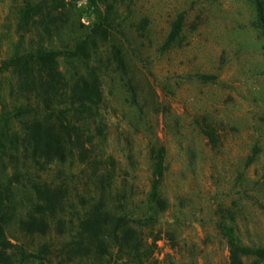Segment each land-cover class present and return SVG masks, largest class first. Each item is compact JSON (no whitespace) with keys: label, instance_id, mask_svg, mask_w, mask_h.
<instances>
[{"label":"rangeland","instance_id":"rangeland-1","mask_svg":"<svg viewBox=\"0 0 264 264\" xmlns=\"http://www.w3.org/2000/svg\"><path fill=\"white\" fill-rule=\"evenodd\" d=\"M23 1L0 0V67L16 51L64 49L84 40L88 61H56L65 77L95 68L102 136L90 158L74 151L44 171L28 168L13 184L12 212L3 224L10 246L0 264H95L93 249L78 256L66 246L79 218L99 200L133 219L144 264H233L219 225L231 227L241 244L264 249V38L254 1L56 0L55 32L42 21L19 26ZM178 19V38L165 44ZM97 24L105 36L91 32ZM17 88L11 71L0 70V106L12 107ZM205 123L214 141L202 133ZM159 145L165 149L156 192L161 210L149 197L151 148ZM4 162L2 181L13 172ZM97 173L107 180L103 191L94 186ZM38 174L58 187L62 207L53 217L33 207L39 201L27 177ZM110 250L97 264L132 261L115 246ZM241 264H264V252L241 256Z\"/></svg>","mask_w":264,"mask_h":264},{"label":"trees","instance_id":"trees-1","mask_svg":"<svg viewBox=\"0 0 264 264\" xmlns=\"http://www.w3.org/2000/svg\"><path fill=\"white\" fill-rule=\"evenodd\" d=\"M253 1L256 6V24L264 38V0ZM23 2L24 5L19 8V26L42 21L48 30L56 31V27L53 28L50 24V14L57 6L56 0H51L50 3L35 0ZM37 18L40 20L37 21ZM180 27V19L172 23L165 44H170L178 38ZM91 32L105 36V29L99 24L93 26ZM58 56L82 62L90 59L91 52L82 40L73 47L64 49L39 47L21 53L16 51L1 61L0 70H10L14 75L19 97H16L10 109L0 106V170L6 169L4 158L13 170L5 180H0V253L10 246L3 234V224L12 212L13 184L28 174V168L34 167L44 171L54 163H64L66 157L74 154V151L79 155L84 153V158H90L92 155L90 156L89 152L94 151L96 141L102 136L98 113L101 100L98 73L91 67L86 74L75 71L65 77L58 69ZM114 56L117 58V65L122 64L118 51L114 52ZM12 92L11 90L10 93ZM202 133L209 141L216 139L214 129L207 123L204 124ZM151 153L154 160V179L149 197L156 199L161 210L163 202L156 192L157 183L164 170L165 149L159 145L156 149L152 147ZM19 155L23 159L24 172L18 168ZM94 158L93 156L90 161L95 162L92 161ZM107 159L110 164L113 163L111 156L108 155ZM27 178L39 201L33 206L36 213L42 217L55 216L62 207L60 198L56 195L58 187L54 190L52 184L39 174ZM106 181L102 173L93 175L94 186L99 191L105 189ZM132 222L134 221L129 215L111 213L105 203L99 200L79 218L80 229L71 236V241L66 247L71 248L78 256L81 249H93V260L97 264L102 262L104 256H111L113 253L110 249L115 246L117 253L132 258L128 264H144L146 253L140 248L139 237L133 236L129 226ZM219 226L227 238L229 256L233 264H241L243 255H260L264 252L263 248L241 244L231 227ZM121 255H118L116 260L120 259ZM25 256L36 257L33 253H26ZM2 263L6 264V261L3 260Z\"/></svg>","mask_w":264,"mask_h":264}]
</instances>
